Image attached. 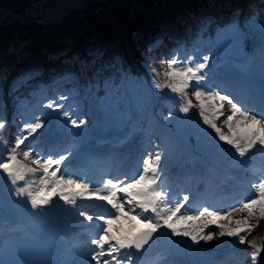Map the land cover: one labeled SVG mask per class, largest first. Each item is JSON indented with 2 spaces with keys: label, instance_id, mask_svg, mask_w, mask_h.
Masks as SVG:
<instances>
[{
  "label": "snow or ice",
  "instance_id": "1",
  "mask_svg": "<svg viewBox=\"0 0 264 264\" xmlns=\"http://www.w3.org/2000/svg\"><path fill=\"white\" fill-rule=\"evenodd\" d=\"M240 39L254 36L259 32L261 37V53L264 55V14L249 16L241 23L239 20L226 26ZM162 40L153 42L151 49L158 48ZM150 49V50H151ZM208 56L203 57V62H195L193 57L188 56L183 61L178 54L172 55L166 61L160 62V67L153 66V83L156 89H170L180 97L179 111L187 114L191 108L199 109V114L214 130L219 141L231 146L233 166L243 162L244 158L253 152L261 154L264 158V93L258 100H254L252 110H246L231 95L224 94L221 90H204L201 82L205 81L206 74L203 70L207 67ZM35 77L29 73L18 78L13 84V91L22 88ZM107 83V82H106ZM137 83L136 78L128 73L121 77L119 85L115 82L109 87L125 92ZM191 89V91H189ZM192 97L198 102L193 104ZM67 96H59V100H66ZM258 106L259 114L255 113ZM43 107L61 111L63 105L49 100ZM230 114L226 115V111ZM66 123L73 128H80L85 124L84 120L71 118L69 111H62ZM171 117L172 113H168ZM226 118L223 124L227 126V134L217 126L220 117ZM7 127V121L0 119V144L7 145L3 137V131ZM44 127V120L39 116L34 117L33 122L23 124L22 132L18 134L12 147L5 149L6 156L0 158V174L4 175L6 182L14 187L12 193L15 197H25L33 214L40 213L50 208L54 198H59L66 205L79 208L78 201L99 200L104 201L115 211L110 215H89L87 211H78V215L87 221L100 220L103 225L100 234L90 243L96 246L91 254V261L95 264H136L135 254L140 253L149 245L154 236L167 231L169 238L183 237L190 240L192 245L207 243L221 237L233 238L238 244L247 242L249 257L252 264H260L261 253L264 252V242L246 241V236L257 226L259 219L264 218V168L259 173L253 172V176H259L258 182L251 183L254 192L251 199L239 202L238 206L231 207L226 211L210 210L209 207H198L189 214L185 210V203L189 200L184 195L182 202H173L167 190H162L160 151L148 154L142 159V169L131 178L102 179L99 187H93L85 180L74 178L72 175L62 174L61 165L68 159V155L42 157L32 147L25 146V141ZM31 161V166L22 162ZM19 181H25L24 186H17ZM245 212L244 219L234 221L235 227H227L219 224V231H205L209 225H216L219 220H227L233 224V213ZM147 214V215H146ZM255 217L257 224L250 223ZM196 221H201L202 226H195ZM192 222V223H189ZM183 224L184 227H178ZM174 242V241H173ZM122 250H129L123 253ZM0 264L5 261L0 260Z\"/></svg>",
  "mask_w": 264,
  "mask_h": 264
},
{
  "label": "trees",
  "instance_id": "2",
  "mask_svg": "<svg viewBox=\"0 0 264 264\" xmlns=\"http://www.w3.org/2000/svg\"><path fill=\"white\" fill-rule=\"evenodd\" d=\"M52 1L0 0V4L20 13L30 10L32 14H37ZM223 1L165 0L161 6L159 0H108V4L94 3L81 10H72L60 21H33L29 24L9 18L3 21L0 11V87L3 90V103L9 106L17 99L15 94L28 96L47 82L45 76L52 80L68 70L75 73L76 77L72 80L76 84L80 87L83 84L91 85L97 96L104 92L102 86L107 80L111 84L113 79L124 73L141 74L143 71V75L151 79L152 87H155L151 68H159L160 62L167 60L168 48L173 45L168 38L162 47L151 49L153 34L167 32L179 37L180 33L173 31L174 28L180 30L196 19V16H189V11L196 12L197 6L201 7L199 12L212 13L216 11L212 4L220 6ZM228 1L240 7L238 0ZM244 1L248 6L252 5L250 9L263 4L259 0ZM209 25L219 23L212 21ZM195 35L191 38H195ZM45 54L49 57L48 63ZM74 54L77 59L73 57ZM161 55L165 56V60ZM41 67L45 70L35 79L10 92V83L16 77ZM70 81L65 86H70ZM163 90L171 92L167 88ZM219 126L226 131L222 122ZM259 229L264 230V222L256 228Z\"/></svg>",
  "mask_w": 264,
  "mask_h": 264
},
{
  "label": "rangeland",
  "instance_id": "3",
  "mask_svg": "<svg viewBox=\"0 0 264 264\" xmlns=\"http://www.w3.org/2000/svg\"><path fill=\"white\" fill-rule=\"evenodd\" d=\"M108 0H87L83 4L79 6H74L75 8H85L90 4L99 3V4H108ZM71 9V8H70ZM5 8L1 11V18L3 21L7 18L10 20L16 19L12 14L4 13ZM67 11V10H66ZM65 11V13H66ZM29 14L32 15L31 11H28ZM64 13V12H63ZM40 14V13H39ZM227 26V25H226ZM226 26L217 30V32L212 36L208 41L204 42V44H199L198 47H193L187 51L182 48L177 49L172 55L178 54V58L182 61L188 57H193L195 62H203V57L208 56L209 61L207 67L203 70L205 73L208 71L209 67L214 62H220L221 59H225L227 54L230 53H248L249 50L261 52V46L250 47L247 51L244 50V42L243 39H240L237 35H235L229 28ZM255 38L256 44L258 42L261 43V37L259 32H257L254 36H250L249 39ZM171 55V56H172ZM207 78V75H206ZM146 82L144 79H141L137 83V87L142 90H146ZM210 87L204 90H212ZM91 89L88 88L84 94V98L88 102V106H84L82 102L74 103L76 100L77 91L65 90L63 89L60 93L57 90H52L51 87L45 88L39 97L37 96L34 101L22 100L18 104L15 105L14 115L20 117V121L18 125L12 126L11 135L22 134L26 131H21L23 128V124L26 122H33L34 117L39 116L42 120L51 118L54 119L55 123L66 126L70 132L74 133V128L66 123L65 118L62 115V111H69L71 113V118L77 120H85L84 118L88 117L91 120V130L95 131L96 129H100L101 131L108 130V125L112 123H120L124 120V117H129L131 119L130 123L133 125H137L139 127L144 126L146 133H154L157 140H155L151 134L147 136V146H146V154H150L151 150L155 152L160 151L162 153V163L163 168H167V164L171 161L178 159V152L190 148L196 152L203 153L204 155L214 158L216 160L222 161L224 163L233 164V155L232 151H230L231 146L225 144L222 141L218 140L216 134L213 129L207 124L198 123L199 119V109L197 108L195 112V119L183 117L182 112L179 111L180 97L178 94L174 93L172 95H164L163 101L161 94L164 91H158L150 89V100L149 103H146L141 110L137 109L138 102H141L139 98L140 93H132L131 88H129L126 92L123 88L117 90L113 87H108L106 89V93L101 100H97L91 97ZM191 91V89L189 90ZM162 92V93H161ZM59 93V94H58ZM160 94V95H159ZM67 96L66 100H59V96ZM76 95V96H75ZM79 97V96H78ZM194 98V97H193ZM49 100H54L56 103L62 104L63 109L61 111H55L53 109H49L43 107L46 105ZM74 101V102H72ZM72 102V104H71ZM71 104V105H70ZM161 104V105H160ZM0 107V119L5 120L4 111ZM165 108V109H163ZM85 109L82 114H79L80 110ZM141 111V112H140ZM21 112V113H20ZM171 112L172 115L169 117L168 113ZM256 114V113H254ZM31 120V121H29ZM128 123V122H127ZM188 124L189 130L191 131V137L185 139H177L173 135V130H180L184 124ZM152 126V127H151ZM151 127L150 130H148ZM163 128L161 130L163 132H169L168 134H163L161 136V131L159 128ZM158 131H156V129ZM228 132V131H227ZM37 133L33 134V136L29 138H36ZM4 139L7 141V145L0 144L1 148L6 149L10 148L9 139L4 135ZM14 137V136H13ZM32 141L30 145H35V141ZM159 142L165 144V149H162L159 145ZM6 154V151L3 154ZM22 157V156H20ZM24 163H28V161H24L23 157L18 158ZM123 179V178H122ZM252 198V197H251ZM238 204L228 206L224 210L226 211L231 207H236ZM247 216L245 212H236L233 213L232 219L233 222L236 219H244ZM264 219V218H261ZM259 219L258 224L256 218L253 217L250 219V223L257 224V226L246 236V241H255L256 243H262V235L264 234V230L259 229L256 230L261 224L262 221ZM219 224H224L227 227H233V224L229 225L227 220H219L216 225H210L211 231H219ZM178 227H184L183 224L178 225ZM208 230V231H209ZM259 233V234H258ZM228 237H221L218 239H214L212 241L207 242L208 246H211L212 249H219L225 244V241ZM244 245H248L247 242L243 245L238 244L235 240L229 244L230 253L227 254L225 259L232 260L235 259L236 264H252L251 259L248 255L249 248L244 247ZM227 247V246H226ZM244 247V248H243ZM217 252V251H216ZM215 254H222L216 253Z\"/></svg>",
  "mask_w": 264,
  "mask_h": 264
},
{
  "label": "bare ground",
  "instance_id": "4",
  "mask_svg": "<svg viewBox=\"0 0 264 264\" xmlns=\"http://www.w3.org/2000/svg\"><path fill=\"white\" fill-rule=\"evenodd\" d=\"M86 1L87 0H62L56 2L53 6L44 11L42 14L43 18L58 17L69 8L79 6ZM255 46L260 47L261 43L258 42ZM250 103H253V101ZM25 144H29V142L26 141ZM0 152H2L1 148ZM195 172H197V170ZM24 183L25 181H19L17 186L22 187ZM14 187L15 186H12L10 182H6L4 175L0 174V237L10 235L13 232L30 231L41 236L44 241L50 244L57 243L62 250V254L67 256L69 247H64V245L62 246V242L54 240V232L57 233L56 228L59 226L57 224L67 219L65 212H63L66 204L57 197L54 198V203L50 208L40 213L33 214L30 211V205L26 203L25 197H15L12 195ZM238 192L240 191L238 190ZM235 199L236 198H233V200ZM78 209H80V207ZM60 210L62 211L59 212ZM167 231L168 230H164L166 235ZM230 242L231 240L226 239L225 245L227 246ZM226 246L221 248L223 254L230 253V249ZM202 256L203 252L198 255L200 258H202ZM158 259L159 257H156L151 261L147 260L145 263L138 261L136 264H151Z\"/></svg>",
  "mask_w": 264,
  "mask_h": 264
},
{
  "label": "water",
  "instance_id": "5",
  "mask_svg": "<svg viewBox=\"0 0 264 264\" xmlns=\"http://www.w3.org/2000/svg\"><path fill=\"white\" fill-rule=\"evenodd\" d=\"M3 7L6 9L7 12H10V13H13V14H16L17 13V12L13 11L11 8H9L7 6H1V8H3ZM21 16L23 18H28L27 15H24V14H21ZM38 17H41V16H38ZM262 264H264V256H263Z\"/></svg>",
  "mask_w": 264,
  "mask_h": 264
}]
</instances>
